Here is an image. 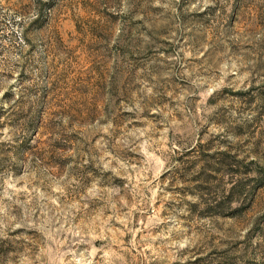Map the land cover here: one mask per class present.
Instances as JSON below:
<instances>
[{"label": "rangeland", "instance_id": "obj_1", "mask_svg": "<svg viewBox=\"0 0 264 264\" xmlns=\"http://www.w3.org/2000/svg\"><path fill=\"white\" fill-rule=\"evenodd\" d=\"M0 264H264V0H0Z\"/></svg>", "mask_w": 264, "mask_h": 264}]
</instances>
